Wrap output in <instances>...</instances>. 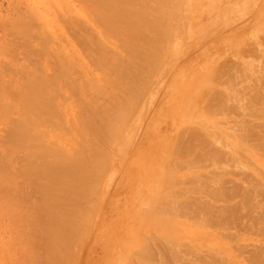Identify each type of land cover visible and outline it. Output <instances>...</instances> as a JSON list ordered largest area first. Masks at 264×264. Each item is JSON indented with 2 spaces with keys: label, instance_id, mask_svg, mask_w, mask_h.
<instances>
[{
  "label": "rangeland",
  "instance_id": "obj_1",
  "mask_svg": "<svg viewBox=\"0 0 264 264\" xmlns=\"http://www.w3.org/2000/svg\"><path fill=\"white\" fill-rule=\"evenodd\" d=\"M64 1H68L71 10L81 5L80 0ZM32 2L0 0V17L19 14ZM152 3L157 13L148 18L160 19L165 30L156 55L157 64L141 73L132 84V105L124 109L114 134L102 145L108 158L98 163L94 206L81 230L78 229L79 243L75 241L71 246L73 251L71 248L66 264H202L208 263L212 255L217 261V253L224 260L241 259L237 244L245 247L242 252L256 251L260 245L264 248V236L244 231L249 229L254 211L255 215L260 213L254 206L261 205L264 209V159L258 155L260 151L237 138L243 125L257 127L258 131L264 127V107L258 104L260 98L264 99V88L256 81V74L264 70V0H153ZM137 7L120 6V10L124 14ZM53 11L55 14L50 13L52 16L44 21L51 27L46 31L50 37L42 55L49 70L59 67L67 55L83 58L82 48L73 36L66 35L62 21L54 17L57 10ZM85 20L87 26L96 30L99 42L103 36H99L95 21ZM58 33L64 35L65 41L59 40ZM23 42L29 44L28 50L36 47L35 41L19 36V47ZM22 54L20 62L39 68L24 61ZM78 73L74 68L70 79L63 78L54 85L59 92L50 110L59 115H51L52 125L42 129L49 131L43 136V143H56L58 135H65L60 140L68 146L78 143L77 138L85 128L80 124L72 129L73 125L65 121L71 112L78 116L86 99L83 96L78 100V84L88 85L90 78ZM113 81L116 82V77ZM112 86L108 82L100 88L109 94ZM180 129L183 132L178 133ZM234 140L237 144H233ZM174 142L181 148H175ZM170 147L173 154L182 156L178 158L186 157V162L181 160L176 166ZM210 148L220 152L221 158L211 159ZM22 163L20 157L19 165ZM220 190L225 191V198L218 197ZM5 191L7 194L3 192L1 196L6 199L10 190ZM12 194L9 201L15 197ZM247 195L252 202L247 204L245 200L241 205ZM175 196L183 201L185 214L166 212V199L178 201ZM4 203L1 209L5 208ZM10 203L16 205L15 201ZM234 207L239 212L236 223L240 224V230L228 223L227 216ZM4 211L6 218L14 213L13 220L1 215ZM8 212L0 210V242L10 246L7 251L11 248L14 252L19 244V230L15 227L19 225V211ZM6 225L12 226L10 231ZM10 241H17L14 250ZM2 249L0 264H27L19 262L18 248V253L17 250L14 253L18 259L13 258V252ZM147 250L151 256L146 261L142 255L145 257ZM40 252L38 257L42 256ZM242 254L245 259L251 252Z\"/></svg>",
  "mask_w": 264,
  "mask_h": 264
},
{
  "label": "bare ground",
  "instance_id": "obj_2",
  "mask_svg": "<svg viewBox=\"0 0 264 264\" xmlns=\"http://www.w3.org/2000/svg\"><path fill=\"white\" fill-rule=\"evenodd\" d=\"M32 1V4H28L24 11L21 9L22 12L19 14L5 16V19L0 17V196L3 192H6L3 193L4 195L7 194L6 189L10 190L14 193L15 197L12 199L16 202V205H11L10 201L12 204L14 201H9L8 198L11 199L13 196L9 191L10 194L8 192L6 199L3 196L0 197V200H3L2 198L5 199V202L7 200L10 203H8L9 206L7 202L5 204L2 201H0V206L1 203H4L5 208H3L6 212L9 211L8 214L19 211V222L13 221L19 223L17 226L13 225L19 230V238L17 236L19 244L15 241L17 243L15 250L19 249V253L17 250L19 259L15 256L16 254L14 255L16 252L14 250L15 242L10 241L11 244L13 243L12 250L14 252L11 251V248L7 251L10 246L6 245H4L6 250H3L1 242L0 249L13 252L15 256L13 258L17 257L22 263L66 264L73 251L71 246L78 238V229L81 230L84 220L94 206L93 198L98 190V186L95 188L98 181V163L101 159L108 158L106 152L103 153L102 145L105 146L107 138L114 134L118 122L123 118L124 109L132 105L130 99L132 84L137 82L141 73L156 66L158 59L156 55L165 30L160 19L148 18L150 14L157 13V9L152 3L153 0H80L81 5L75 10L68 9L69 3L64 0ZM34 5L38 6L35 10H33ZM131 5L139 7L135 11L129 10L124 14L121 12L120 6ZM54 9L58 13L54 17L58 21H62L66 35L73 36L80 49L82 48L83 58L79 61L75 56L67 55L60 61L59 67L49 70V65L44 61L42 55L47 50L50 37L46 31L51 27L44 24V21L52 16L50 13L55 14ZM85 18L95 21L98 26L99 36H103L100 37L99 42L95 38L98 37L96 30L86 25ZM101 30L106 31L105 35ZM108 30H110L109 33ZM19 36L35 41L36 47L28 50L26 47L29 44L26 42H23L19 47ZM12 37L17 38V41L15 42V38ZM58 38L65 41L62 33H58ZM58 49L62 50V46ZM21 53H23L24 61L33 63V67L39 68H30L20 62L19 54ZM74 68L79 71L78 75L82 76V72L84 75H88L90 83L89 86L84 83L78 84V100L83 96H86V99L78 116L71 112L65 121L73 125L72 129L78 128L80 124L85 129H82L83 133L81 132L82 135L77 138L78 143L73 147L60 140L65 135H58L56 143H43L42 138L49 131L45 132L42 129L45 130L52 125L51 115H59L50 110L59 92L53 87L63 78L70 79ZM115 77L116 82L113 81ZM72 80L74 81V79ZM212 80L213 78H211ZM256 81L262 85L259 87L264 88V70L261 69L256 74ZM108 82L113 85L112 92L109 94L100 88ZM86 86L90 88L89 91ZM119 89H121L120 93H118ZM258 104L264 107V99L260 98ZM202 107L204 108V106ZM205 110L207 109L205 108ZM62 117L65 119V114ZM84 121L85 123H82ZM243 126L240 135L237 134V138L248 143L252 149L260 151L258 155L264 159V127L261 126L258 131L257 127L252 128L247 124ZM180 131L181 129L178 133L183 132ZM176 143L179 146V142ZM233 144H237L236 140L233 141ZM176 146L177 149L181 148V146ZM185 146L187 147L186 144ZM190 148L188 147V149ZM170 149L169 151L175 158V165L178 164L176 166H179L181 160L186 162L184 153L180 152L183 158L185 157L180 159L182 156L177 155L181 156L178 158L176 154H173L172 147ZM210 149L211 159L216 156H218L217 160L221 158L220 152L213 148ZM20 157L23 159L21 165H19ZM224 192V190L218 191V197L225 198ZM249 198L250 196L247 195L240 204L243 205L245 200L249 204ZM176 199L179 203L177 200L173 202L166 199V212L175 210L177 213L185 214L186 209L183 206V201H180L179 198ZM11 206H14L15 208H12L16 211L10 208ZM4 209L0 208L1 211ZM180 209L183 211L180 212ZM254 209H257V212L259 210L260 213L255 215L256 211H254L249 229L243 230L254 232L258 237L260 234V236H264V209L261 208V205L254 206ZM3 214L6 215L5 211L1 215ZM238 214L237 208L234 207L227 216L228 223L238 227L236 230H240V224L236 223ZM1 215L0 219L2 220ZM12 215H10L11 217L8 215L9 218H6V215L5 218L13 220L15 214ZM8 222L11 224L10 221ZM157 223L159 222L157 221ZM8 226L5 228L10 231L12 226L10 228ZM215 229H219V227H215ZM10 240H13V237ZM241 246V244L240 246L236 245L239 247L237 248L239 252H237L241 259L234 260L225 257L224 260L221 254L216 252L218 254L216 256L219 258L217 261L212 258V256L215 258V255L209 254L212 255L210 257L212 260L208 259V263H203L202 260L205 258H201V262L202 264H264L262 245L253 252H242L241 248L244 246ZM37 251H41L42 256L38 257ZM130 252L131 250L128 251V253ZM141 252L143 253L144 249ZM147 252L145 257L141 254L142 258L150 259L151 251L147 250ZM247 252H251V254H248V258L247 255L244 256L245 260L241 253L247 254ZM137 254L139 255V251Z\"/></svg>",
  "mask_w": 264,
  "mask_h": 264
}]
</instances>
